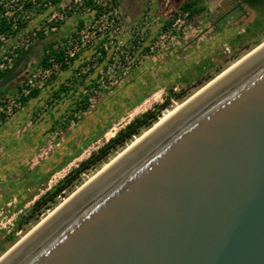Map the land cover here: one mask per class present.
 Instances as JSON below:
<instances>
[{"label":"rangeland","instance_id":"rangeland-1","mask_svg":"<svg viewBox=\"0 0 264 264\" xmlns=\"http://www.w3.org/2000/svg\"><path fill=\"white\" fill-rule=\"evenodd\" d=\"M23 1L0 0V19L12 21L8 30L0 29V38L7 35L0 42V59L13 53L14 65L21 52L30 51L0 98L13 96L26 86L36 92L10 118L0 119V125L10 120L11 129L10 175L0 179L7 188L0 191V256L150 127L111 152L99 167L85 171L37 222L18 228V219L40 195L119 129L165 98L169 104L164 111L182 103L264 41V12L238 0H203L204 10L192 15L197 29L190 36L203 32V22H214L210 45L222 50L205 58L202 53L192 54L191 63L186 60L179 70L171 58L180 40L172 45L161 38V32L173 22L183 0H174L167 8L164 0H122L128 11L136 5L133 15L126 13L120 0H110L114 10L109 15L102 14L108 0H52L29 13L21 7ZM43 24L55 28L42 39L36 35L27 50L13 48ZM50 49L61 54L63 63L54 57L47 66L40 63ZM160 61L163 66L156 65ZM174 93L182 97L175 98ZM18 139L27 144H16Z\"/></svg>","mask_w":264,"mask_h":264},{"label":"water","instance_id":"water-1","mask_svg":"<svg viewBox=\"0 0 264 264\" xmlns=\"http://www.w3.org/2000/svg\"><path fill=\"white\" fill-rule=\"evenodd\" d=\"M0 264H264V48Z\"/></svg>","mask_w":264,"mask_h":264},{"label":"trees","instance_id":"trees-1","mask_svg":"<svg viewBox=\"0 0 264 264\" xmlns=\"http://www.w3.org/2000/svg\"><path fill=\"white\" fill-rule=\"evenodd\" d=\"M203 0H184L180 6L181 10H187L190 12L191 16L193 14H200L204 10V6L201 4ZM239 4L246 7H254L261 4V0H238ZM258 10L264 12V9L260 7ZM10 22V23H9ZM12 21H7L5 17L0 19V29L8 30L9 24ZM40 39L43 38L42 34H39ZM30 51H23L20 53L19 57L15 60L14 64L26 53ZM51 57H54L56 61H61L63 63L61 54H57L53 49H50L47 56L41 59L40 63L47 66L48 61ZM14 66V65H13ZM13 66L5 70L0 74V79L3 78L2 83L8 80V75L10 73V79L14 78L12 72ZM209 81V80H208ZM204 85V84H203ZM202 85V86H203ZM36 92L22 98V103H26L30 98H32ZM175 98H181V93H174ZM169 104V98H165L164 102L154 106L152 109L146 110L144 113L134 117L129 123H127L123 128L119 129L113 137H111L106 143H104L97 151L91 153L89 157L81 161L77 167L73 168L69 173H67L57 184L46 191L44 194L40 195L32 204L31 208L26 215L20 216L18 219V228H21L24 224L32 222H37L40 215L48 208L56 203L58 197H63L65 190L74 187L76 181L79 180L81 175L89 170L99 167L101 163L110 155L111 152L115 151L119 147H123L127 142H129L133 137L140 135V133L149 127H151L165 112ZM164 111V112H163ZM163 112V113H162ZM9 239L12 244L15 242L11 237Z\"/></svg>","mask_w":264,"mask_h":264},{"label":"built area","instance_id":"built-area-1","mask_svg":"<svg viewBox=\"0 0 264 264\" xmlns=\"http://www.w3.org/2000/svg\"><path fill=\"white\" fill-rule=\"evenodd\" d=\"M52 0H24L22 4V8H25V10H28V13L35 9V7L44 8L47 5H50ZM76 2V1H75ZM103 12L102 14L109 15L114 8L112 7V4L110 0L105 1L102 5ZM29 16V15H28ZM28 16L25 18L27 19ZM55 27L51 25H42L36 29H34L32 32H29L26 36V39L20 43V45H17L15 50H18L19 48H24L27 50L31 46V42L35 40L36 35L39 36V34H47L48 30H53ZM197 29V25L194 24L192 20V16L189 11L187 10H180L176 13L175 19L173 22L167 26L162 32H161V38L164 40L169 41L172 45L173 43H178L179 40H182L186 38L187 36H190V34ZM7 35H2L0 38V42L5 39ZM13 53H7L0 59V72L7 70L13 66ZM73 56L72 53H70V58ZM32 88L30 86H26L21 89L19 93H16L13 96H6L5 98H0V119L1 117L3 119L10 118V114L12 111H15L16 109H20L22 98L30 95Z\"/></svg>","mask_w":264,"mask_h":264},{"label":"crops","instance_id":"crops-1","mask_svg":"<svg viewBox=\"0 0 264 264\" xmlns=\"http://www.w3.org/2000/svg\"><path fill=\"white\" fill-rule=\"evenodd\" d=\"M153 1H159V0H153ZM164 1L166 2L165 7L167 8L168 4L174 0H164ZM126 9H128V8H126V5H125L126 13H130L131 15H133V13L135 12V9H136V5L133 8H131L129 11ZM211 24H212V27L210 28L208 25H211ZM211 24H210V22L209 23L203 22L201 29H200L203 31L202 33L197 35L199 33L198 32V33H195L194 35L187 36L186 38L180 40L177 47L173 48V51H172L173 52V55H172L173 59L171 58V62H173L174 66H176L179 70H183L182 63L186 64L189 61L191 63V61H192L191 55L192 54L194 57V55L202 53V56H204V58H205V57H208L209 55H211V53L215 54V52H221L222 47L215 49L213 47V45L212 46L210 45L212 43L211 40L213 37L211 35H213V33H214L215 23L211 22ZM195 35H196V38L194 37ZM190 50H192V51H190ZM28 54L29 53H26L25 55L20 57V59L17 62H19L21 60V58H23V59L19 62L18 66H16V68H14V66L16 65L17 62L14 64V66L12 68V72L14 75H15L14 71L19 70V68L22 65H24V63L28 59V57H27ZM186 60H189V61L187 62ZM211 61H212V59H211ZM163 63H164L163 61H160L156 65L159 64V66H163L164 65ZM200 67H201V64H200ZM2 81H3V78L0 79V92H4L3 90L10 83V73L8 75V80L5 81L4 83H2ZM0 95H2V93H0ZM10 130H11L10 129V120L3 122L0 125V162L2 163V167H1L2 169L0 168V179H3L4 177H7L10 175ZM16 142H17L16 144H19L20 146H25L27 144V141H25L24 139H21V140L18 139ZM21 156H23V154H21L20 157ZM1 184H0V187H1L0 191L6 190L7 188Z\"/></svg>","mask_w":264,"mask_h":264},{"label":"bare ground","instance_id":"bare-ground-1","mask_svg":"<svg viewBox=\"0 0 264 264\" xmlns=\"http://www.w3.org/2000/svg\"><path fill=\"white\" fill-rule=\"evenodd\" d=\"M264 48V41H262L260 44H258L256 47L252 48L249 52L244 54L239 60L234 62L233 64L226 67L223 71H221V74L216 75L214 78L206 82L203 86H201L195 93H193L190 97H188L185 102L183 101L180 104H177L175 107H172V109H169L165 111L160 118L145 132H143L142 135L139 137H135L133 141H131L125 148L117 153L108 163L104 164L102 168L97 171L93 176H91L87 181H85L80 187H78L70 196L63 200L62 203H60L58 206H56L48 215L40 220L30 231H28L24 236H22L14 245H12L8 250H6L1 256H0V262H2L9 254H11L17 247H19L29 235H32L39 227H41L46 221H48L52 216H54L62 207H64L71 199H73L78 193H80L85 187H87L91 182H93L96 178H98L103 172H105L111 165H113L117 160H119L122 156H124L128 151H130L135 145H137L140 141H142L144 138H146L149 134H151L154 130H156L158 127H160L163 123H165L167 120H169L172 116L176 114L184 105L190 101V99H193L194 97H197L205 91L208 87H210L212 84L217 82L221 77H224L229 71H232L237 67L242 61L248 59L249 57L256 54L258 51Z\"/></svg>","mask_w":264,"mask_h":264},{"label":"flooded vegetation","instance_id":"flooded-vegetation-1","mask_svg":"<svg viewBox=\"0 0 264 264\" xmlns=\"http://www.w3.org/2000/svg\"><path fill=\"white\" fill-rule=\"evenodd\" d=\"M120 3H121V5L124 6V3H123L122 0H120ZM260 7H264V0H261V4H258V5H256V6H254L253 8H255V9H259ZM263 9H264V8H263Z\"/></svg>","mask_w":264,"mask_h":264}]
</instances>
